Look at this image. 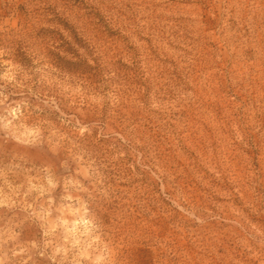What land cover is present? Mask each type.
<instances>
[{
  "label": "rangeland",
  "instance_id": "1",
  "mask_svg": "<svg viewBox=\"0 0 264 264\" xmlns=\"http://www.w3.org/2000/svg\"><path fill=\"white\" fill-rule=\"evenodd\" d=\"M0 264H264V0H0Z\"/></svg>",
  "mask_w": 264,
  "mask_h": 264
}]
</instances>
